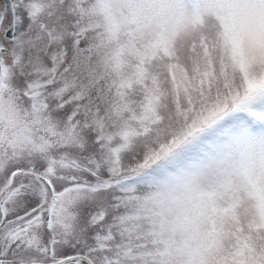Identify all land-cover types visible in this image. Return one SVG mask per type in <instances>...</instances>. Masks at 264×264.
Wrapping results in <instances>:
<instances>
[{
    "label": "snow or ice",
    "instance_id": "1",
    "mask_svg": "<svg viewBox=\"0 0 264 264\" xmlns=\"http://www.w3.org/2000/svg\"><path fill=\"white\" fill-rule=\"evenodd\" d=\"M0 264H264V0H2Z\"/></svg>",
    "mask_w": 264,
    "mask_h": 264
},
{
    "label": "rangeland",
    "instance_id": "2",
    "mask_svg": "<svg viewBox=\"0 0 264 264\" xmlns=\"http://www.w3.org/2000/svg\"><path fill=\"white\" fill-rule=\"evenodd\" d=\"M0 2H2V0H0Z\"/></svg>",
    "mask_w": 264,
    "mask_h": 264
}]
</instances>
